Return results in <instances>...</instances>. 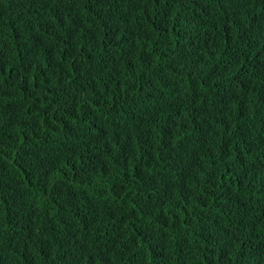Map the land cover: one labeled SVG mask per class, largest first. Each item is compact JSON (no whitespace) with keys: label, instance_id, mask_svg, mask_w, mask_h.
Returning a JSON list of instances; mask_svg holds the SVG:
<instances>
[{"label":"trees","instance_id":"obj_1","mask_svg":"<svg viewBox=\"0 0 264 264\" xmlns=\"http://www.w3.org/2000/svg\"><path fill=\"white\" fill-rule=\"evenodd\" d=\"M0 264H264V0H0Z\"/></svg>","mask_w":264,"mask_h":264}]
</instances>
